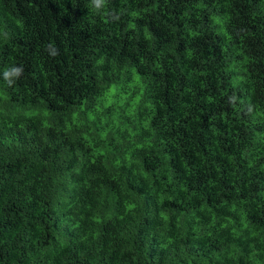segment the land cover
<instances>
[{"label":"trees","instance_id":"1","mask_svg":"<svg viewBox=\"0 0 264 264\" xmlns=\"http://www.w3.org/2000/svg\"><path fill=\"white\" fill-rule=\"evenodd\" d=\"M0 264H264V0H0Z\"/></svg>","mask_w":264,"mask_h":264},{"label":"clouds","instance_id":"2","mask_svg":"<svg viewBox=\"0 0 264 264\" xmlns=\"http://www.w3.org/2000/svg\"><path fill=\"white\" fill-rule=\"evenodd\" d=\"M102 2H103V0H93V4L96 6L101 5ZM14 71L20 72V71H22V69H14Z\"/></svg>","mask_w":264,"mask_h":264}]
</instances>
